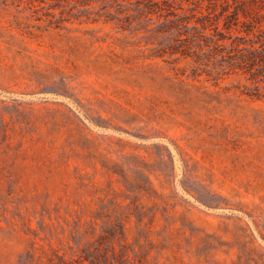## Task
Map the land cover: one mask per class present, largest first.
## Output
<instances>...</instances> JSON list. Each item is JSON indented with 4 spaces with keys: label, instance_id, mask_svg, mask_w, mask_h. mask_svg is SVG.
Returning <instances> with one entry per match:
<instances>
[{
    "label": "rangeland",
    "instance_id": "374dc122",
    "mask_svg": "<svg viewBox=\"0 0 264 264\" xmlns=\"http://www.w3.org/2000/svg\"><path fill=\"white\" fill-rule=\"evenodd\" d=\"M135 1L0 0V264H264L263 75L156 31L223 0Z\"/></svg>",
    "mask_w": 264,
    "mask_h": 264
},
{
    "label": "trees",
    "instance_id": "16d2710c",
    "mask_svg": "<svg viewBox=\"0 0 264 264\" xmlns=\"http://www.w3.org/2000/svg\"><path fill=\"white\" fill-rule=\"evenodd\" d=\"M223 0L221 5V10L219 14H214V23L211 22V16L209 14H202L199 17L195 18V23L192 26H189L190 19L195 16V14L186 15L180 14L177 12V8L182 9L181 6H178L174 9L168 8L166 13L159 14L163 16L164 20L159 24V27L156 29L159 33L170 32L171 29L176 31L175 38L173 39L177 43V48H173L171 53L179 52L181 55L191 56L194 58V61L205 65L213 64L214 67L225 68V67H234L239 69H245L247 71L253 70V73L260 72L263 75L264 82V28L260 24V20H255L260 14L255 8L247 6L250 0ZM164 2H167L165 0ZM213 12L216 10V5L218 0H213ZM136 8L139 10V13L146 11V15L149 12H154L155 8L161 9L158 1L147 0L143 2L142 0L135 1ZM168 6H171L167 3ZM232 7V10L230 8ZM195 8H191L193 11ZM224 16V17H223ZM243 17L241 19L240 17ZM220 17L224 19V29L227 32H223L218 28V22ZM208 22V23H207ZM258 23V34L256 35V40L251 41L249 46H243L238 48H228L223 44L222 40L231 39L232 34H230L231 27L237 26L238 24L247 25L249 28H246V33L249 34L252 32V24ZM199 23V26H197ZM208 25H214L213 34L207 35L206 29ZM237 39V37H235ZM234 39V40H235ZM254 43H259V47L255 48ZM235 51V52H233ZM205 61V62H203ZM224 65V67H222Z\"/></svg>",
    "mask_w": 264,
    "mask_h": 264
}]
</instances>
